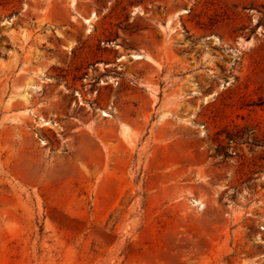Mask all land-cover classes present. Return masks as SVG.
<instances>
[{"label": "rangeland", "instance_id": "obj_1", "mask_svg": "<svg viewBox=\"0 0 264 264\" xmlns=\"http://www.w3.org/2000/svg\"><path fill=\"white\" fill-rule=\"evenodd\" d=\"M0 264H264V0H0Z\"/></svg>", "mask_w": 264, "mask_h": 264}, {"label": "bare ground", "instance_id": "obj_2", "mask_svg": "<svg viewBox=\"0 0 264 264\" xmlns=\"http://www.w3.org/2000/svg\"><path fill=\"white\" fill-rule=\"evenodd\" d=\"M87 22L89 23L90 21L88 20ZM29 96H30L29 94H25V95H24V98H25L26 100H28Z\"/></svg>", "mask_w": 264, "mask_h": 264}]
</instances>
